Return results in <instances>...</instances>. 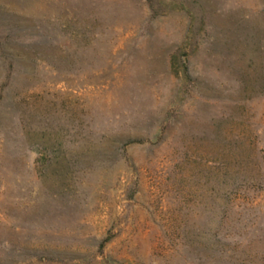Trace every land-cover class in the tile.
I'll list each match as a JSON object with an SVG mask.
<instances>
[{"label": "rangeland", "instance_id": "obj_1", "mask_svg": "<svg viewBox=\"0 0 264 264\" xmlns=\"http://www.w3.org/2000/svg\"><path fill=\"white\" fill-rule=\"evenodd\" d=\"M0 264H264V0H0Z\"/></svg>", "mask_w": 264, "mask_h": 264}, {"label": "trees", "instance_id": "obj_2", "mask_svg": "<svg viewBox=\"0 0 264 264\" xmlns=\"http://www.w3.org/2000/svg\"><path fill=\"white\" fill-rule=\"evenodd\" d=\"M108 241H109V239H105L103 242H102V244H101V249H103L104 248V246L108 243Z\"/></svg>", "mask_w": 264, "mask_h": 264}]
</instances>
